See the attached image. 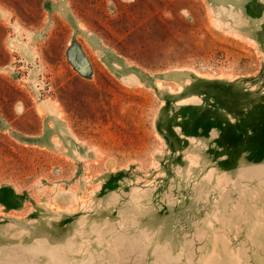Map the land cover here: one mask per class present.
<instances>
[{
    "label": "rangeland",
    "instance_id": "rangeland-1",
    "mask_svg": "<svg viewBox=\"0 0 264 264\" xmlns=\"http://www.w3.org/2000/svg\"><path fill=\"white\" fill-rule=\"evenodd\" d=\"M0 264H264V0H0Z\"/></svg>",
    "mask_w": 264,
    "mask_h": 264
}]
</instances>
